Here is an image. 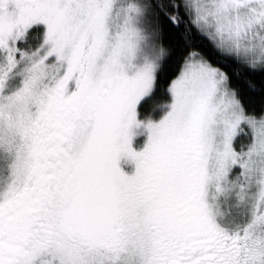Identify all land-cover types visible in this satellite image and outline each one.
Instances as JSON below:
<instances>
[{"label":"snow or ice","instance_id":"snow-or-ice-1","mask_svg":"<svg viewBox=\"0 0 264 264\" xmlns=\"http://www.w3.org/2000/svg\"><path fill=\"white\" fill-rule=\"evenodd\" d=\"M0 264H264V0H0Z\"/></svg>","mask_w":264,"mask_h":264},{"label":"trees","instance_id":"trees-1","mask_svg":"<svg viewBox=\"0 0 264 264\" xmlns=\"http://www.w3.org/2000/svg\"><path fill=\"white\" fill-rule=\"evenodd\" d=\"M182 30H176L172 28H165L164 33V43L166 46H169L171 48H175L179 43L182 42L183 37L181 35ZM201 50L204 52V54L211 60L213 63H216L218 60V57L216 53L213 51L211 45L205 44ZM220 67H222L225 71H228L231 74V66L228 65L226 62L220 63ZM240 86H243L241 83Z\"/></svg>","mask_w":264,"mask_h":264}]
</instances>
